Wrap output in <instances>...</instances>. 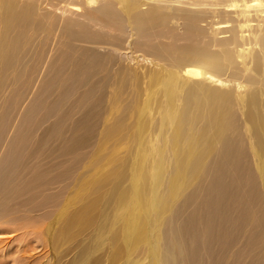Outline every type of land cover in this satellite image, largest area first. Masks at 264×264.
Listing matches in <instances>:
<instances>
[{
  "label": "bare ground",
  "instance_id": "6f19581e",
  "mask_svg": "<svg viewBox=\"0 0 264 264\" xmlns=\"http://www.w3.org/2000/svg\"><path fill=\"white\" fill-rule=\"evenodd\" d=\"M36 1L26 18L16 3L0 0V90L5 81L9 89L0 100V224L44 208L38 203L24 214L12 211L67 176L78 151L93 140L101 121H108L111 106L136 92L135 102L118 118L113 114L115 123L107 129L112 137L125 127L132 130L128 122L136 100L166 70L159 87L176 103L167 115L176 119L173 144H183L172 162L164 202L168 215L156 213L163 223L160 250L150 234L154 264H206L202 252L216 246L230 249L220 257H230L231 264L260 247L248 264H263L264 0H63L56 12ZM179 21L182 35L173 26ZM42 25L49 30L41 39ZM223 34L230 36L217 39ZM164 35L185 43L152 44ZM44 40L51 44L40 52ZM166 49L181 56L174 69L160 65L161 53L151 52ZM158 152L154 144L146 155L153 163L152 211L158 210L166 178L157 170ZM43 154L73 165L62 172L53 164L32 167L31 160ZM164 163L162 156L159 164ZM121 181L110 196L117 193L126 202L125 192L118 191ZM241 198L245 204L235 216L233 204ZM52 199L46 195L43 201ZM86 220L85 210L75 217ZM242 231L248 236L244 241Z\"/></svg>",
  "mask_w": 264,
  "mask_h": 264
},
{
  "label": "rangeland",
  "instance_id": "374dc122",
  "mask_svg": "<svg viewBox=\"0 0 264 264\" xmlns=\"http://www.w3.org/2000/svg\"><path fill=\"white\" fill-rule=\"evenodd\" d=\"M7 1L14 2L21 7L28 18L29 7L36 0ZM62 3L63 0H38L37 4L39 8L49 4L56 12L59 10V4ZM173 26L179 35L183 34V21ZM202 27L206 28L207 23H202ZM24 29L29 36L26 25ZM48 30V27L42 25L39 35L41 39L48 33ZM130 34L127 28L126 36L129 37ZM229 36V34H223L217 39ZM210 40L212 36L204 41ZM45 41H42L43 47L39 46L40 52L51 44L49 42L45 45ZM176 42L181 45L185 43L183 40L164 35L152 44L162 43L167 47ZM167 50L158 53L150 51L154 54L161 53L159 60L163 61L160 65L172 68L176 65L174 61L181 56L168 53ZM213 50L216 51V47H213ZM217 52L221 53L219 49ZM14 73L15 70L11 71L10 77H13ZM165 74L166 70L159 74V82L156 80L153 83L149 82V86L141 94L142 98L136 100L138 105L136 114L133 115V120L128 122L134 124L132 130L125 127L121 133L112 137L107 129L115 123V120H111L113 114L118 118L125 112L128 104L135 102L136 92L130 96L122 95L120 102L111 106L108 121H101L93 140L78 151L79 159L74 165L71 160L47 157L44 154L31 160L32 167L39 162L53 164L58 172H62L70 164L73 168L67 176L56 178L51 185L41 187L32 203L18 206L12 211L17 210V214H24L38 203L44 208L27 214L26 219L22 221L0 224V264H154L156 258L151 249L154 238L150 234L155 233L160 250L159 238L163 223L157 221L156 213L168 215L164 212V202L168 197L167 187L172 162L178 156L183 144L175 146L172 142L173 122H176V119L172 121L167 111L176 103L170 102L159 87ZM8 92L5 81L0 90V100ZM112 92L116 94V91ZM28 101L29 98L26 103ZM110 102L111 100L108 101ZM106 116L107 114L104 118ZM154 144L159 147L158 156H156L157 170H164L166 178L165 185L159 187L156 201L158 210L152 211L153 163L146 155L150 153ZM30 146L31 143L27 149H30ZM162 156L165 158V163L161 165L159 163ZM119 179L122 181L118 191L125 192L126 202H121L117 193L110 196V191L115 188ZM243 193L244 187L242 197ZM46 195L53 196V199L50 202H44ZM175 201H178V198L174 199L173 203ZM244 204L245 198L233 204L235 216L241 214ZM127 206L130 207L128 211H126ZM84 210L87 211L88 220L75 221V217ZM133 219L135 224L132 222ZM133 225H136V228H133ZM133 229L135 233L131 237L130 231ZM139 233L142 234V238H138ZM247 237L245 231H242V235L239 236L240 241L246 240ZM241 246L242 243L239 247ZM220 248L213 247L208 254L202 252L201 255L204 257H201L206 264H213L214 259H220L223 264H231L230 257L224 261L220 257L230 254V249L221 250ZM253 248L248 249L238 264H248L260 249V247Z\"/></svg>",
  "mask_w": 264,
  "mask_h": 264
}]
</instances>
